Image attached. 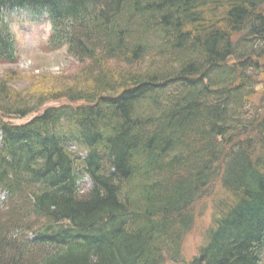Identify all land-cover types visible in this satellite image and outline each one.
I'll return each mask as SVG.
<instances>
[{
  "label": "trees",
  "instance_id": "trees-1",
  "mask_svg": "<svg viewBox=\"0 0 264 264\" xmlns=\"http://www.w3.org/2000/svg\"><path fill=\"white\" fill-rule=\"evenodd\" d=\"M28 15L80 69L0 81V264H264V0H0L1 63Z\"/></svg>",
  "mask_w": 264,
  "mask_h": 264
},
{
  "label": "rangeland",
  "instance_id": "rangeland-1",
  "mask_svg": "<svg viewBox=\"0 0 264 264\" xmlns=\"http://www.w3.org/2000/svg\"><path fill=\"white\" fill-rule=\"evenodd\" d=\"M27 18L28 16H22L14 20L13 33L16 40L15 45L19 61L17 65H6L0 62V81L9 78L6 81L11 83V86L19 89L20 87L31 84V78L41 77L45 73L53 72L54 74H61L64 71L62 75L70 76L77 72L80 66L74 59L69 57L66 49L52 51L47 47L51 26L43 21L39 23L31 22ZM260 90L261 87L258 88V91ZM263 95V92L260 91L259 96L253 102L257 103ZM64 103L66 102H53L47 105L54 106ZM47 105L46 107H48ZM257 106L259 108L261 107L260 105ZM43 110L38 112V114H42ZM36 115L34 114L21 120L11 118L10 123L22 125V123L30 121ZM86 187H90V181L88 179ZM220 191L221 188L218 182L212 184L206 191V196L202 199L200 205L195 207V227L183 244V254L186 261H191L192 257L197 254L200 248L199 246L202 243L204 232L212 222L211 212L213 209V200L217 195H221L222 192ZM3 198L4 195H0V208L2 207L1 201Z\"/></svg>",
  "mask_w": 264,
  "mask_h": 264
},
{
  "label": "water",
  "instance_id": "water-1",
  "mask_svg": "<svg viewBox=\"0 0 264 264\" xmlns=\"http://www.w3.org/2000/svg\"><path fill=\"white\" fill-rule=\"evenodd\" d=\"M54 227L53 226H48V228L47 229H45L44 231H43V233H49V231H51L52 229H53Z\"/></svg>",
  "mask_w": 264,
  "mask_h": 264
}]
</instances>
